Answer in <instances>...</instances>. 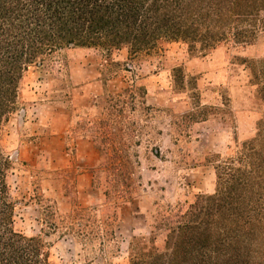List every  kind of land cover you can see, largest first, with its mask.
Masks as SVG:
<instances>
[{
	"label": "trees",
	"instance_id": "obj_1",
	"mask_svg": "<svg viewBox=\"0 0 264 264\" xmlns=\"http://www.w3.org/2000/svg\"><path fill=\"white\" fill-rule=\"evenodd\" d=\"M260 32L264 0H0V264H54L43 237H26L14 227L19 203L11 195L8 176L15 163L1 147L29 68L53 62L69 49H94L106 56L126 49L132 59L163 44L181 43L189 55L206 54L228 41L250 44ZM239 61L261 109L253 138L213 166L212 194L196 196L184 209L166 211L154 221L148 238L133 237L127 264H264V59ZM172 76L182 91V68H173ZM145 96L142 87L112 94L104 85L93 104L101 119L77 125L78 137L90 140L98 153L92 188L99 191L102 166L110 178L101 193L104 201L65 216L55 202L40 206L44 237L68 236L101 256L107 246L116 245L117 210L120 200L128 198L131 180L118 149L124 144L111 137L116 133L121 141L125 135L121 119L127 112L135 113L137 106L152 111ZM222 106L224 114L231 113L227 100ZM215 111L197 101L183 118L199 123ZM156 232L164 233L162 251L154 245Z\"/></svg>",
	"mask_w": 264,
	"mask_h": 264
},
{
	"label": "rangeland",
	"instance_id": "obj_2",
	"mask_svg": "<svg viewBox=\"0 0 264 264\" xmlns=\"http://www.w3.org/2000/svg\"><path fill=\"white\" fill-rule=\"evenodd\" d=\"M241 58L264 59V32L258 33L250 44L228 41L206 54L189 55L181 43L163 44L155 52L132 59L126 49L108 56L94 49H69L53 62L29 68L20 82L17 111L1 135L3 153L15 163L8 184L19 203L14 214L16 231L26 237H43L54 264H127L131 239L148 238L154 221L166 211L184 209L196 196L212 194L213 166L253 138L261 109L248 85V72L240 64ZM176 67H181L184 74L182 91L174 85L172 69ZM96 81L107 85L112 94L131 86L142 87L146 91L145 104L152 108L147 111L137 106L135 113L127 112L121 119L125 135L121 141L116 133L111 137L116 144H124L118 149L131 184L128 198L120 200L117 210L116 245L107 246L103 256L75 244L68 236L44 237L39 210L40 206L56 204L58 188L52 182L64 183L59 193L70 197L71 209L62 211L56 204L62 216L73 209L102 204L101 193L110 179L104 166L97 176L99 191L91 187L85 206L80 207L74 202L72 171L50 170L49 157L43 152L29 160L26 149L31 131L25 130L21 122L24 108L32 107V102L26 100L34 98L33 92L38 91L42 99L56 89L50 101L70 109V100ZM102 94L103 89L99 96ZM224 99L230 114L222 112ZM92 101L96 103V99ZM197 101L216 111L205 121L191 123L183 116L194 110ZM135 104L138 105L136 101ZM72 114L68 141L80 135L79 123L94 124L102 117L99 109L93 107ZM154 237L155 247L162 251L164 233L156 232Z\"/></svg>",
	"mask_w": 264,
	"mask_h": 264
},
{
	"label": "crops",
	"instance_id": "obj_3",
	"mask_svg": "<svg viewBox=\"0 0 264 264\" xmlns=\"http://www.w3.org/2000/svg\"><path fill=\"white\" fill-rule=\"evenodd\" d=\"M103 88L100 81L94 82V86L85 88L82 93L70 100V109L62 105H54L50 101L52 95L57 93L56 89L48 92L42 99L36 90L37 92H33L34 98L26 100L32 102V107H25L22 111L24 116L22 115L21 122L24 129L29 128L31 131L29 136L31 138L27 141L29 149H26L29 160L43 152L49 157L50 170L72 171L74 202L76 201L80 207L85 206L91 191V170L98 163V153L90 140L75 137L68 141L67 136L73 123V111L91 109L92 100L99 96ZM19 99L18 95V102ZM52 184L58 188L55 201L59 209L62 211L71 209L70 197L59 193L64 183L52 182Z\"/></svg>",
	"mask_w": 264,
	"mask_h": 264
}]
</instances>
